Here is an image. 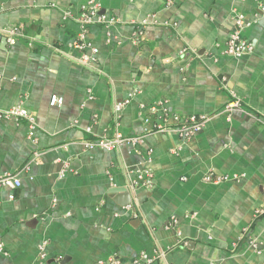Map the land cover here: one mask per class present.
<instances>
[{
	"label": "crops",
	"instance_id": "0c3cea01",
	"mask_svg": "<svg viewBox=\"0 0 264 264\" xmlns=\"http://www.w3.org/2000/svg\"><path fill=\"white\" fill-rule=\"evenodd\" d=\"M90 2L116 21L82 25ZM236 11L244 57L224 53ZM15 105L37 123L0 119V175L21 182L0 189V264H264V0H0V109ZM192 114L211 117L191 139L154 132ZM118 133L143 140L85 145Z\"/></svg>",
	"mask_w": 264,
	"mask_h": 264
},
{
	"label": "built area",
	"instance_id": "2783aa9c",
	"mask_svg": "<svg viewBox=\"0 0 264 264\" xmlns=\"http://www.w3.org/2000/svg\"><path fill=\"white\" fill-rule=\"evenodd\" d=\"M234 18L236 22V30L232 33L227 41V44L224 48V53L227 55L235 56V57H244L245 55L250 54L254 50V45L252 42L247 41L241 36V31L245 27L247 23V18L243 13L234 12ZM82 25L91 24V23H113L116 21V18L113 16H108L106 14H102L98 10V4L90 2L89 4L82 6V12L79 17ZM148 22L147 19H143L138 22L139 30L138 34H142L144 30V25ZM10 44H15L16 36L20 33V30L16 26H11L5 28L2 31ZM79 48H84V44H79ZM55 50L61 52V48L55 47ZM97 49H93L92 55L83 54L81 57L77 59V61L85 66H93L95 63V53H97ZM63 102V98L58 95H53L51 97L50 103L51 105L61 104ZM128 102V101H127ZM123 103L117 105V108H120ZM243 108L241 98L238 94L231 90V98L227 102L223 112L227 114L229 118L231 114L236 110H241ZM210 115L207 114H192L185 118H182L178 115L174 117L176 121V125L173 127L166 126L164 124H159L154 126V132H165L169 130H175L182 138L191 139L196 134H198L204 127L207 120L210 119ZM0 119L6 120H15V121H25L31 129L36 127L37 119L36 116L25 106L23 105H15L9 109H0ZM143 136H124L120 133L116 134L114 137L102 136L99 138H95L92 140L86 141L85 145L88 149H103L107 151H114L122 144H137L142 142ZM139 181L146 185L147 187H151L153 184V176L149 170H144L139 174ZM231 177L226 174L217 173L215 171H209L204 176V181L208 183L219 184L222 182L230 181ZM21 182L15 178L13 175H0V189L4 186L17 187L20 186ZM13 197V196H12ZM131 205H129L130 207ZM258 213H264V209L258 210ZM173 223H177V219L174 218ZM0 248H2V243H0ZM42 255L44 246L41 247ZM166 260V255L164 252L159 251L154 256L147 257L144 254L132 259L130 262L124 263L119 258L112 256L105 261H100L99 264H153L155 261Z\"/></svg>",
	"mask_w": 264,
	"mask_h": 264
}]
</instances>
